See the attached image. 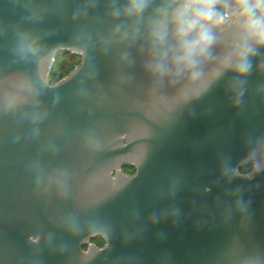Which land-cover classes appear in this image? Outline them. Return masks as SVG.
I'll return each instance as SVG.
<instances>
[{
  "label": "water",
  "instance_id": "95a60500",
  "mask_svg": "<svg viewBox=\"0 0 264 264\" xmlns=\"http://www.w3.org/2000/svg\"><path fill=\"white\" fill-rule=\"evenodd\" d=\"M184 2L0 0V264H264V39Z\"/></svg>",
  "mask_w": 264,
  "mask_h": 264
},
{
  "label": "clouds",
  "instance_id": "9594fccd",
  "mask_svg": "<svg viewBox=\"0 0 264 264\" xmlns=\"http://www.w3.org/2000/svg\"><path fill=\"white\" fill-rule=\"evenodd\" d=\"M218 0H185L180 9L177 10L178 27L177 33L183 40L189 34L196 32L195 38L185 41V58L190 59L192 55L199 51L203 53L214 42L210 30L205 26L207 22L214 21L217 17L215 5ZM245 14H248L249 27L255 31L261 39H264V14L257 15L256 10L260 9L264 13V0H238ZM143 3H137L136 8L142 9ZM247 53H242L246 55ZM194 63V61H193ZM240 71H247V65L241 64Z\"/></svg>",
  "mask_w": 264,
  "mask_h": 264
},
{
  "label": "rangeland",
  "instance_id": "374dc122",
  "mask_svg": "<svg viewBox=\"0 0 264 264\" xmlns=\"http://www.w3.org/2000/svg\"><path fill=\"white\" fill-rule=\"evenodd\" d=\"M216 12L222 16L224 20H227L225 8H217ZM260 15V14H258ZM82 58L80 56H74L72 52H60L56 58L53 69L50 74L51 84H56L63 78L67 77L76 67L80 65ZM254 168L253 166H244L241 168V172L244 174L250 173ZM98 247H103L105 242L103 240L96 241Z\"/></svg>",
  "mask_w": 264,
  "mask_h": 264
},
{
  "label": "flooded vegetation",
  "instance_id": "af4514ba",
  "mask_svg": "<svg viewBox=\"0 0 264 264\" xmlns=\"http://www.w3.org/2000/svg\"><path fill=\"white\" fill-rule=\"evenodd\" d=\"M215 10H216V7H215ZM261 13H260V15H261ZM122 169H123V172L125 174L130 175V176H133V175H135L137 173L136 165L133 164V163H125V164H123ZM116 173H117L116 171H113V175H116ZM98 240H103L104 241L103 237L99 236L96 239H91V243H94L95 245H97L96 241H98ZM86 248L87 247H85V249Z\"/></svg>",
  "mask_w": 264,
  "mask_h": 264
},
{
  "label": "trees",
  "instance_id": "16d2710c",
  "mask_svg": "<svg viewBox=\"0 0 264 264\" xmlns=\"http://www.w3.org/2000/svg\"><path fill=\"white\" fill-rule=\"evenodd\" d=\"M219 7H220V8H224L223 6H218V7L216 6V9L219 8ZM260 13H261V11L256 12L257 15L260 14ZM249 166H253V163H251ZM243 167H244V166H243Z\"/></svg>",
  "mask_w": 264,
  "mask_h": 264
}]
</instances>
